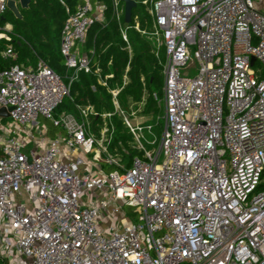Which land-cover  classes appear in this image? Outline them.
Returning a JSON list of instances; mask_svg holds the SVG:
<instances>
[{
	"label": "built area",
	"instance_id": "1",
	"mask_svg": "<svg viewBox=\"0 0 264 264\" xmlns=\"http://www.w3.org/2000/svg\"><path fill=\"white\" fill-rule=\"evenodd\" d=\"M140 2L164 49V128L147 149L125 120L142 153L130 167L91 132L90 106L54 117L70 88L46 62L0 71V108L17 125L0 128V264H264V0ZM104 10L81 0L64 22L59 52L74 73L92 72L80 49ZM1 56L17 59L12 45ZM40 116L64 135L46 143Z\"/></svg>",
	"mask_w": 264,
	"mask_h": 264
},
{
	"label": "trees",
	"instance_id": "2",
	"mask_svg": "<svg viewBox=\"0 0 264 264\" xmlns=\"http://www.w3.org/2000/svg\"><path fill=\"white\" fill-rule=\"evenodd\" d=\"M134 1L137 4L132 9L131 22L126 25V33L133 53L130 61L128 52L125 50L126 43L122 40L114 16L113 0H92V2H100L105 6L104 22H94L88 28L85 42L80 49L81 52L88 55L93 51V54L90 55L92 72L86 74L80 71L77 73V80L70 83L74 70H69L63 65L59 44L64 22L69 15L76 11L81 0H30L28 8L20 10V19L15 18L9 11L4 15V21L12 25V32L10 42L0 39V71L17 65L35 67L39 59L43 60L70 88V97L64 99L56 108L54 117H58L62 113H69L78 117L77 107L91 106L99 115L104 113V109L110 108L109 102H107L110 95L106 88L97 84V76L93 74L95 68L98 66L103 76L113 75V80H108L110 87H113L115 79L120 81L128 66L127 75L130 84L124 88L120 100H124L125 97L138 100L144 90L141 82V78H144L147 84L146 89L150 94L148 107L153 106L154 102L152 103L151 95L158 93L161 98L162 94L164 49L159 48L157 56L155 55L154 48L146 38V31L151 29L153 20L140 0ZM118 5L123 10V0H119ZM136 24H138L139 31L145 33L136 31ZM8 45H12L17 53L15 61L4 59L1 56V52ZM109 61H111L110 65L107 66ZM159 111L161 112V108ZM112 117L109 126H113L114 130L109 147L115 149L114 152L126 156V167H130L132 159L137 156L141 157L142 153L127 146L130 135L122 133L120 120L115 116ZM94 120L100 121L96 117ZM160 122L161 131L159 135L163 125V122ZM94 126L91 132L97 133ZM157 145L158 141H155L153 146L156 147ZM122 146L125 150L121 149ZM148 149H154V147L148 146ZM262 187L264 188V184Z\"/></svg>",
	"mask_w": 264,
	"mask_h": 264
},
{
	"label": "rangeland",
	"instance_id": "3",
	"mask_svg": "<svg viewBox=\"0 0 264 264\" xmlns=\"http://www.w3.org/2000/svg\"><path fill=\"white\" fill-rule=\"evenodd\" d=\"M115 2L119 4V0H115ZM143 6H145L148 14L150 15L149 6L148 5H143ZM118 8H119V15L122 16L121 6L118 5ZM120 27H121V30L119 29V31H120L122 40L126 43L125 50H127L128 52L129 61H130L133 56V53H132V48H131V45H130V42H129V39L126 33L127 29L125 28L123 23L120 24ZM135 27H137L135 28L136 31L141 32L138 29V24H136ZM121 31L125 35L126 41L123 39V35ZM141 33L143 34L145 32L142 31ZM146 38L151 44L152 48H154L155 55H156L157 49L161 48V44H160L159 39L153 35V25L150 30L146 31ZM192 59L194 60V55H192ZM110 62L111 61L107 63V66L110 65ZM128 70H129V67L127 66L124 73L121 76V80L119 81L115 79L114 86L110 87L108 80H111L113 78V75L103 76L101 74V69L98 66L95 68L93 74L97 76V84L100 85L101 87L106 88L107 93L110 95L109 100L107 99V102H109L108 104L110 105V108H108V110L104 109L105 111H103L104 113L101 115L97 114V116H94L92 114L88 116V123H89L90 130L93 129L94 123L96 122L94 120V117L99 118L100 121H97L94 126V129L97 132V133L94 132L95 133L94 135L98 139H101L102 137V140H106L110 144L112 141L113 132L109 133L110 131L109 130L108 132L105 133L104 125L111 121V119L113 118L112 116H115L121 122V125H122L121 132L122 133L124 134L126 133L127 135H130L128 130L126 129L125 120H127L131 126H138L142 128L141 135L144 138L143 144L146 145V148H148V146H151V147H154L156 150H158L159 145H160V139H161V134L159 135V132L161 131L160 121H162L161 117H162V112H163V93L161 94V98L159 97L158 93H154L153 95H151L152 96L151 98H153L152 103L153 102L154 103H153V106L148 107V101L150 98L149 97L150 94L148 90L146 89V86H147L146 81L144 80V78H141V82L143 84L144 90L140 98L138 100H134L132 97H125L124 100H120V95L124 91V88L130 84V79L128 78V75H127ZM181 72L183 73L182 70ZM77 73L78 72L74 73V75L70 79V82L77 80ZM193 75H195V70H191L189 74L190 77H192ZM112 91H118V94L115 98L111 94ZM162 92H163V87H162ZM91 108L95 112L94 108L93 107ZM160 108H161V112L159 111ZM37 122H38V128L41 130L43 136H44L43 132L47 131V134L45 135L47 139L46 143L50 139L62 134V130L60 128L53 127L49 120L44 119L41 116L38 118ZM10 126L15 127L17 125H14L12 120L9 117L5 119L3 118L1 119L0 128L1 127L8 128ZM148 128H150V130ZM163 128H164V123L162 125V130ZM129 137L130 138H129V141L127 142V146L131 148L132 150H136L137 152H139L137 148V143H135L136 141L134 140V137L131 135ZM36 139L39 140L40 136L36 135ZM154 141H158V145L156 147L153 146V144L152 145L150 144ZM123 147L124 146H122L121 149L125 150V148ZM114 150L108 146V153L111 156H113L116 160H119L122 165H125L127 163V157L122 156L119 152H116V151L114 152ZM89 157L90 156H88V158ZM162 162H163V156L160 157L158 163H162ZM102 167L105 171L115 169V167H108L105 165H102ZM123 212L127 216H129L133 220V222H136V214H134L133 208L123 207ZM115 220L119 222L121 220V216H119Z\"/></svg>",
	"mask_w": 264,
	"mask_h": 264
},
{
	"label": "water",
	"instance_id": "4",
	"mask_svg": "<svg viewBox=\"0 0 264 264\" xmlns=\"http://www.w3.org/2000/svg\"><path fill=\"white\" fill-rule=\"evenodd\" d=\"M30 0H8L7 9L8 11L17 19H20V10L27 9L29 6ZM123 21L125 24L131 22L132 9L136 7V2L134 0H123ZM254 59L251 60V63H254ZM0 117L5 119L8 118V111L5 108H0Z\"/></svg>",
	"mask_w": 264,
	"mask_h": 264
},
{
	"label": "crops",
	"instance_id": "5",
	"mask_svg": "<svg viewBox=\"0 0 264 264\" xmlns=\"http://www.w3.org/2000/svg\"><path fill=\"white\" fill-rule=\"evenodd\" d=\"M44 133V137H45V135L47 134V131L45 132H43ZM64 135V131L62 130V134L61 135H58V136H63ZM46 138V137H45ZM55 138V137H54ZM53 139V138H52ZM47 140V139H46ZM51 140V139H50ZM148 149V148H147Z\"/></svg>",
	"mask_w": 264,
	"mask_h": 264
}]
</instances>
